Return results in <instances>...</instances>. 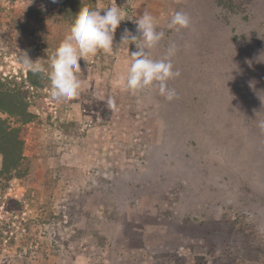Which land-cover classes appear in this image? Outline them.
Here are the masks:
<instances>
[{
    "label": "rangeland",
    "instance_id": "1",
    "mask_svg": "<svg viewBox=\"0 0 264 264\" xmlns=\"http://www.w3.org/2000/svg\"><path fill=\"white\" fill-rule=\"evenodd\" d=\"M78 1L125 20L112 55L79 61V96L57 101L49 57L71 26L59 1L0 0V79L29 88L22 50L45 84L35 118L10 120L25 162L0 179V264H264V0ZM175 11L190 28H168ZM144 12L164 33L150 55L177 46L171 102L119 82L136 50L123 30L138 35Z\"/></svg>",
    "mask_w": 264,
    "mask_h": 264
},
{
    "label": "clouds",
    "instance_id": "2",
    "mask_svg": "<svg viewBox=\"0 0 264 264\" xmlns=\"http://www.w3.org/2000/svg\"><path fill=\"white\" fill-rule=\"evenodd\" d=\"M52 2L56 3L57 0ZM124 20L123 9L116 4L103 9V15L101 10H92L87 5L80 7L68 32L49 57L51 99L72 101L79 96L82 87L79 61L95 58L98 54L112 55L116 47V29ZM133 22L138 35L125 28L121 36V43L135 45L136 50L130 54L131 61L126 75L119 77L120 84L132 94L153 89L166 101L177 99L176 89L169 87V81L180 76V71L174 70L171 62L177 52L176 44L168 45L164 58H153L148 50L158 46L164 33L157 30V21L148 12H144ZM190 25L191 17L184 11H175L168 22V28L174 30L188 29ZM19 52L18 63L24 68L33 72L42 71V66L32 61L25 51ZM108 105L114 108L115 99L110 98Z\"/></svg>",
    "mask_w": 264,
    "mask_h": 264
},
{
    "label": "trees",
    "instance_id": "3",
    "mask_svg": "<svg viewBox=\"0 0 264 264\" xmlns=\"http://www.w3.org/2000/svg\"><path fill=\"white\" fill-rule=\"evenodd\" d=\"M58 1L60 14L64 18L62 19L71 25L75 14L81 7L80 2L78 0ZM43 13H46V9L36 6L29 10V19L42 23ZM43 77L42 72H28L26 79L31 90L24 85V82L17 83L12 79H0V114L7 117L0 118V156L2 160L0 179L3 182L8 181L14 174L22 176L23 162H25L23 142L19 137V127H13L10 120H15V124L23 125L35 118L28 108L32 103V90L45 85Z\"/></svg>",
    "mask_w": 264,
    "mask_h": 264
}]
</instances>
